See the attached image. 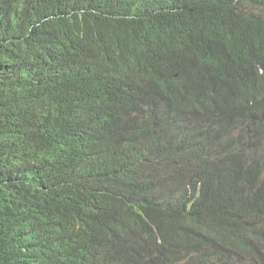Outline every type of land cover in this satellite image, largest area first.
<instances>
[{
	"label": "trees",
	"instance_id": "16d2710c",
	"mask_svg": "<svg viewBox=\"0 0 264 264\" xmlns=\"http://www.w3.org/2000/svg\"><path fill=\"white\" fill-rule=\"evenodd\" d=\"M0 264H264V0H0Z\"/></svg>",
	"mask_w": 264,
	"mask_h": 264
}]
</instances>
